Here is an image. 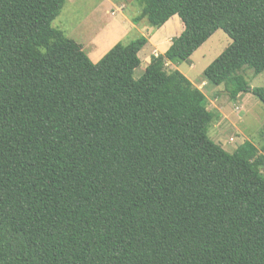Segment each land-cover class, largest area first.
Returning a JSON list of instances; mask_svg holds the SVG:
<instances>
[{
    "label": "trees",
    "instance_id": "trees-1",
    "mask_svg": "<svg viewBox=\"0 0 264 264\" xmlns=\"http://www.w3.org/2000/svg\"><path fill=\"white\" fill-rule=\"evenodd\" d=\"M136 1L134 23L181 24L138 78L145 35L93 62L51 25L65 0H0V264H264V155L213 141L165 68L222 29L204 80L264 104L239 73L264 70V0Z\"/></svg>",
    "mask_w": 264,
    "mask_h": 264
},
{
    "label": "rangeland",
    "instance_id": "rangeland-1",
    "mask_svg": "<svg viewBox=\"0 0 264 264\" xmlns=\"http://www.w3.org/2000/svg\"><path fill=\"white\" fill-rule=\"evenodd\" d=\"M139 12L140 5L136 0H65L51 25L80 42L79 37L94 32L100 34L105 27L113 26L115 21L123 23V15L132 19ZM137 24L136 29H132L117 41L127 43L144 34L140 29L150 28L146 18H142ZM229 43V36L222 29H217L187 60L168 61L165 68L167 71L179 70L205 94L207 108L214 114V119L207 129V134L213 141L226 151L232 152L237 145L248 140L264 155V149L261 148L264 140V104L251 92L230 98L222 84L215 85L204 80L203 69ZM143 58L144 53L141 54L142 62ZM145 67L143 63L139 64L133 73L134 78H138ZM239 73L251 87L264 86V70L255 73L252 68L244 66ZM260 171L264 175V167Z\"/></svg>",
    "mask_w": 264,
    "mask_h": 264
},
{
    "label": "crops",
    "instance_id": "crops-1",
    "mask_svg": "<svg viewBox=\"0 0 264 264\" xmlns=\"http://www.w3.org/2000/svg\"><path fill=\"white\" fill-rule=\"evenodd\" d=\"M112 5L117 8L116 5ZM122 17L124 20L123 23L115 21L113 26L105 27L100 32V34L99 32H94L93 34L79 37L80 39L78 40H80V42L76 41L82 46L83 50L93 62H96L110 47L118 42L117 40L126 36L127 33L132 29L137 28L138 24L134 23L131 18L124 15ZM176 21L178 23V28H176ZM140 30V32H143V35L147 37V42L139 50L138 56L140 59V64L143 63L144 66H146L149 63L152 55H157L166 51V49L171 44V39L180 33L181 24L179 17L175 14L158 28H152L150 26V28L147 27L145 30ZM63 32L67 36L65 31ZM142 53H144L143 62L141 59ZM242 94L238 95L237 97H240Z\"/></svg>",
    "mask_w": 264,
    "mask_h": 264
}]
</instances>
